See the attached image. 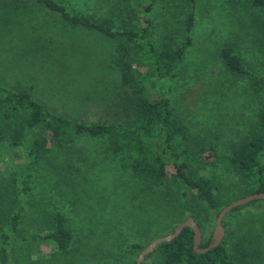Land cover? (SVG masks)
Segmentation results:
<instances>
[{"label": "rangeland", "instance_id": "374dc122", "mask_svg": "<svg viewBox=\"0 0 264 264\" xmlns=\"http://www.w3.org/2000/svg\"><path fill=\"white\" fill-rule=\"evenodd\" d=\"M129 1L67 4L119 14L116 22L129 28L144 18L136 0L134 12L123 9ZM253 1L154 0L146 16L157 47L170 38L173 47L180 44L186 16L194 14L191 43L174 76L158 79L124 37L72 26L35 0H0V85L27 91L55 113L89 123L122 120L125 94L168 97L173 116L185 127L181 159L192 175L210 176L218 196L232 202L250 194L230 162L231 151L253 131L264 101V4ZM223 47L241 58L245 75L225 65ZM120 59L131 66L132 85L121 81ZM15 151L0 144V213L21 212L15 237L44 235L58 211L67 214L74 237L65 252L46 239L16 240L8 264H135L141 250L132 243L148 245L168 235L177 218L184 221L193 213L192 200H179L181 182L152 187L113 159L98 138L53 145L31 166L20 147ZM21 170L32 172L30 179L20 176ZM27 181L30 189L23 193ZM210 215L200 219L203 241L212 236L218 214ZM223 219L240 230L232 234V245L250 240L243 244L256 260L252 239L259 238L256 227H264V201H250ZM7 228L0 222V231Z\"/></svg>", "mask_w": 264, "mask_h": 264}, {"label": "trees", "instance_id": "16d2710c", "mask_svg": "<svg viewBox=\"0 0 264 264\" xmlns=\"http://www.w3.org/2000/svg\"><path fill=\"white\" fill-rule=\"evenodd\" d=\"M47 10L57 13L72 26H79L103 33L110 38L124 37L134 43L140 56L143 57L152 76L158 79L172 78L182 61L186 48L191 43L190 32L194 24V14L191 11L185 19L183 40L176 47L172 46L170 38L157 47L153 42L152 28L146 16L154 0H136L135 4L143 8V21L137 26L126 28L116 22L119 14L109 12L96 13L85 3V8L74 5L68 6L71 0H35ZM128 1V0H125ZM264 4V0H254L253 3ZM68 3V4H67ZM131 13L135 11L133 1L125 4L123 9ZM144 6V7H143ZM86 9V10H85ZM124 18L122 21L124 22ZM225 65L237 75H245L241 58L227 47L221 49ZM138 59V56H137ZM120 65L121 81L132 85L133 77L130 64L124 59ZM124 117L110 122H82L52 111L45 104L31 98L24 90H10L0 85V144L8 146L11 154L16 149L24 151V161L31 166L50 151L53 145L64 146L78 137L87 136L103 140L106 150L113 159L125 166L132 173L143 177L152 187L176 180L183 184L184 189L179 193L180 199H189L194 203L193 218L201 231L199 248L211 242L212 236L203 241L202 216L211 219L210 212L218 214L228 204L227 198L217 194L218 186L208 175H192L187 163L182 160L184 151L180 150L186 142L185 127L173 116L170 99L164 96L149 98L143 93L125 94L121 108ZM257 119L253 131L238 142L231 151L230 162L239 173L245 194L264 192V101L257 110ZM170 167L173 169L170 171ZM20 176L30 179L32 172L21 170ZM30 181L22 187L23 193L29 192ZM148 184V185H149ZM2 188L0 187V192ZM264 201V199H258ZM255 201V200H253ZM252 202V201H251ZM230 203V202H229ZM240 205L230 211L236 210ZM9 210L0 213V222L8 225V231H0V264H8L9 246L16 240L46 239L56 246L59 251H68L73 240V232L67 226V214L58 211L49 224L44 235L29 233L24 237H15L21 212L15 211L10 215ZM48 220V221H49ZM177 218L168 233L179 225ZM224 237L221 243L206 252L198 253L193 248V230L184 227L175 238L159 243L151 252L144 256L141 264H264V227H256L258 239H252L255 249L252 253L256 260L250 259V240L242 239V245H232V234L239 232L235 227H227L222 219ZM243 237V236H242ZM141 243H132V249L142 250ZM247 248V249H246Z\"/></svg>", "mask_w": 264, "mask_h": 264}, {"label": "water", "instance_id": "95a60500", "mask_svg": "<svg viewBox=\"0 0 264 264\" xmlns=\"http://www.w3.org/2000/svg\"><path fill=\"white\" fill-rule=\"evenodd\" d=\"M258 199H264V192L246 195L224 206L219 211L216 217L214 231L212 234V240L205 247L199 248V244L201 242V231L199 227L197 226V224L195 223V221L193 220V218L188 217L183 222H181L179 225H177L171 233H169L168 235L162 236V237L155 238L147 246H145L139 253L138 257L136 258L135 264H141V262L144 259V256L147 253L151 252L159 243L164 242V241H170L171 239L178 236L181 230L186 226L191 227V229L193 230V248L196 252L203 253L213 247L218 246L221 243L223 236H224V228L222 226V219L225 216V214L228 213L234 207H237V206L246 204L250 201L258 200Z\"/></svg>", "mask_w": 264, "mask_h": 264}]
</instances>
